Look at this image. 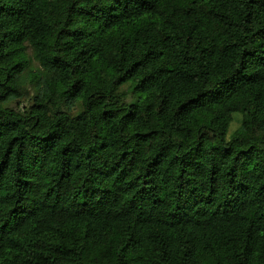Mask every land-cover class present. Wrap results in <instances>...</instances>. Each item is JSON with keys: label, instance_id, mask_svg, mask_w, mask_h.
Masks as SVG:
<instances>
[{"label": "trees", "instance_id": "obj_1", "mask_svg": "<svg viewBox=\"0 0 264 264\" xmlns=\"http://www.w3.org/2000/svg\"><path fill=\"white\" fill-rule=\"evenodd\" d=\"M0 264H264V0H0Z\"/></svg>", "mask_w": 264, "mask_h": 264}, {"label": "rangeland", "instance_id": "obj_2", "mask_svg": "<svg viewBox=\"0 0 264 264\" xmlns=\"http://www.w3.org/2000/svg\"><path fill=\"white\" fill-rule=\"evenodd\" d=\"M238 127V121H235L231 126V131L235 130Z\"/></svg>", "mask_w": 264, "mask_h": 264}]
</instances>
